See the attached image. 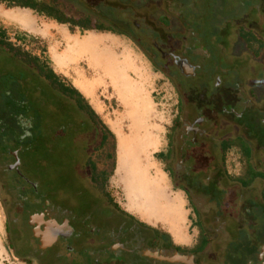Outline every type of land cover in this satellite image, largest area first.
<instances>
[{
  "label": "flooded vegetation",
  "instance_id": "obj_1",
  "mask_svg": "<svg viewBox=\"0 0 264 264\" xmlns=\"http://www.w3.org/2000/svg\"><path fill=\"white\" fill-rule=\"evenodd\" d=\"M127 1L133 15L163 30L164 43H173V39L183 44L187 25L178 16L167 14L166 0ZM118 6L125 7L120 0L95 3L92 22L102 26L103 33L133 40L136 31L142 30L137 24L103 12ZM240 8L237 16L219 18L220 22L229 19L230 26L224 25L220 31L223 37L211 42L216 46L201 47V60L212 50L228 53L230 59L239 54V58L264 44V0H241ZM174 21L179 29L166 31L163 23L169 22L172 28ZM154 48L155 55L150 58L158 60V55L161 63L171 61L180 76L171 78L177 109L158 160L173 189L185 199L191 226L197 230L191 247L177 248L160 230L152 232L120 209L108 188L113 167L109 169V163L114 157L112 135L101 120L78 110L56 115L50 112L45 117L42 109L50 108L46 82L34 74L17 78L14 67L0 53V203L8 250L18 263L108 264L102 260V253L115 256L124 252L149 264H180L141 254L149 251L168 258L174 254L191 256L194 264H264V178H247L253 165L264 163L261 160L258 164L259 154H253L252 146L246 144V111L252 110L250 114L262 122L259 113H264V106H250L238 92L240 87L222 88L217 78L212 80V87L205 88L203 66L198 62L190 65L186 59ZM173 51L181 52L182 48L174 47ZM166 64L159 69L166 72ZM224 65L227 74L235 70L231 67L229 71V65ZM217 66L221 68V64ZM214 88L221 89L215 96ZM260 89L255 94L251 89L252 94L261 98L264 87ZM213 98L216 101L212 102ZM224 103H233L237 109L228 110ZM39 147L50 149V182L39 173L47 159L39 158L37 164L28 165ZM247 216L252 222H247ZM42 222L55 229L48 238L44 237ZM117 236L130 238L133 251ZM116 246L123 249H113ZM226 247L227 253L223 250Z\"/></svg>",
  "mask_w": 264,
  "mask_h": 264
},
{
  "label": "rangeland",
  "instance_id": "obj_2",
  "mask_svg": "<svg viewBox=\"0 0 264 264\" xmlns=\"http://www.w3.org/2000/svg\"><path fill=\"white\" fill-rule=\"evenodd\" d=\"M62 1L71 8H77V4H79L77 0ZM82 1L84 3L88 0ZM92 1L96 3L101 1L102 4H105L106 0ZM166 1L167 14L173 17L178 16L187 25V33L184 36L183 44H176L173 39V43L171 41L170 43H164L163 38L166 36L162 34L163 30L148 22L146 18L143 19L133 15L129 11V7H126L129 6L127 0H120L121 5H125V7L118 6L115 10H103V12L109 16L117 15L130 24H137L142 30L136 31L137 35L133 40L96 31L80 33L78 28H74L70 33V28L67 25H59L44 16L36 15L30 10L8 9L1 4L0 26L7 29V36L10 42L14 44L19 45L15 41L16 34L28 36L29 39L20 44L24 51L40 55L41 49L45 47L52 62L53 71L66 79L83 95L98 118L109 130L112 135L111 148L114 157L113 162L109 163V169L112 165L113 167L108 188L120 209L137 221L143 220L145 222L142 223L147 226H154L153 228L161 232H164V229L167 230L168 227L163 221L168 223L170 227L173 226L175 221L180 225L181 231L186 234L191 217L186 221L188 207L185 199L173 189L172 183L163 170L162 162L158 160V154L164 148L166 133L177 109V92L172 79H179L180 76L171 61H168V64L166 62L161 63L158 55L156 56L158 60L153 61L150 58L151 54L155 55L154 46H157V49H161L164 53H173L178 58L186 59L190 65H196L198 62L203 66L202 83L205 88L212 87V80L217 78L216 80L222 85V88L240 87L242 91L238 92L243 97L242 99L246 100L247 103L249 102L250 106L253 105L259 108L264 106V95L259 98L253 94L258 90L261 91L262 86L264 87V47H261L264 44L257 45V49L250 50V53L248 51L243 52L239 58H237L239 54L237 56L234 54L237 49H234L233 55L235 58L232 57V59L229 58L228 53L223 55L217 50H212V53L206 51L209 53L207 58L201 60L199 55L201 54L199 53L201 47L214 45H211L214 38L219 41L223 37L220 35L223 26H230L229 19L220 22L219 18L231 14L232 16L241 14V0ZM8 10H24V13L28 14L34 23V31H29L6 20L3 13ZM71 13L69 12V15H72ZM213 16L217 17L214 18ZM208 18L211 20L209 21ZM169 24L165 25L166 31L175 32L179 29L176 21H174V27L172 28ZM63 32L75 35L77 38L86 36L88 32H93L90 34L101 40L102 43L96 48L95 54H92V56L68 61L65 65L60 66L53 56L62 55L66 49L67 44L61 34ZM174 47H180L182 51L175 53L173 51ZM195 48L198 49L195 50ZM225 63L229 65L227 68L229 71H231V67L235 70L229 74L225 73L223 69L226 66ZM165 64L167 66L166 72L159 69V66L163 67ZM217 64H221V68ZM251 89L254 90V93ZM214 91L215 96L216 93H220L221 89L214 88ZM227 93L232 92L228 91ZM210 94L213 96L212 93ZM214 99L212 102L216 101ZM223 105L228 110L237 109L233 103H224ZM247 111L246 126L247 131H249L247 136L249 135V137L246 144L248 147L252 146L253 154H259L260 161L258 160V164L261 160V164H263L264 121L259 122L257 115L252 116L250 114L252 110ZM49 113L50 108L42 109V114L45 117ZM259 118L264 119V113H259ZM48 130H50L49 121L44 130L46 136ZM35 153L34 157L31 156L32 159L28 165L37 164L39 158L47 159V167L39 168V173L46 175V179L50 182V149L46 151L39 147L35 150ZM121 157L125 167L119 173L118 163ZM247 178H264V166L257 165L254 167L253 165V170L248 171ZM127 183L133 189V193L132 191L128 192ZM246 220L252 222V218L248 216ZM42 223L46 234L44 237L48 238L55 229L51 224L47 226L45 222ZM5 228L0 203V264H20L13 259L8 250ZM196 233L197 230L192 227L188 235L192 242ZM117 240L129 251H133L131 250L132 243L129 242L130 238L122 239V237L117 236ZM170 240L174 243L171 237ZM109 242L107 241L105 244L108 245ZM192 242L178 244V247L184 250L189 249ZM223 250L227 253L228 247L223 248ZM101 255L103 261L110 262L108 264H149L144 258L124 252H118L115 256L112 252H104ZM109 256L112 257L109 258ZM109 260H113V262L111 263ZM221 264H227V261Z\"/></svg>",
  "mask_w": 264,
  "mask_h": 264
},
{
  "label": "trees",
  "instance_id": "obj_3",
  "mask_svg": "<svg viewBox=\"0 0 264 264\" xmlns=\"http://www.w3.org/2000/svg\"><path fill=\"white\" fill-rule=\"evenodd\" d=\"M77 2L80 5L76 9L64 4L62 0H0V4L8 9L30 10L36 15L44 16L59 25H67L70 28V33L74 28H78L80 33L104 31L102 26L93 23L91 19L93 15L92 8H94L96 2L92 0L84 3L82 0ZM69 12H72V15H69ZM74 16L79 18L75 19ZM163 24L167 26L169 22ZM7 33V29L0 26V53L5 57L3 60L14 67L13 73H18L17 78H23L25 74L27 76H33L34 74L46 82V90L50 94V112L52 114L56 115L66 110H78L85 111L90 116L98 117L83 95L71 83L53 71L52 62L45 47L41 49L40 55L24 51L20 44L29 39L28 36L16 34L15 41L19 43L18 45L10 42ZM7 75H9L8 71ZM126 215L134 219L129 214ZM139 223L152 232L156 231V229L142 222ZM161 235L170 240L168 234L161 232Z\"/></svg>",
  "mask_w": 264,
  "mask_h": 264
},
{
  "label": "bare ground",
  "instance_id": "obj_4",
  "mask_svg": "<svg viewBox=\"0 0 264 264\" xmlns=\"http://www.w3.org/2000/svg\"><path fill=\"white\" fill-rule=\"evenodd\" d=\"M24 12H25L24 10H16V11H14V10H8V11H5L3 13V17H5L6 20L17 24V25L21 26L24 29H27L29 31L30 30L31 31L33 30L34 31V23H33L32 19L29 17L28 14H26ZM61 34H62V37L64 38V40H65V42L67 44L66 45V49L64 50V52L62 53V55H59V56L58 55H54L53 56L54 57V60L56 59L55 61H57L60 66L61 65H65L68 61L77 60V59H84L87 56H92V54H95L94 52L96 51V48L99 47L101 45V43H102L101 40L96 39L90 33H87L86 36H83L81 38H77L75 35H72V34L66 33V32L65 33L63 32ZM95 66H97V65H95ZM57 70H58V68H57ZM124 164L125 163L123 162V159L121 157L119 159V163H118V172L119 173H121V171L124 169V167H125Z\"/></svg>",
  "mask_w": 264,
  "mask_h": 264
},
{
  "label": "crops",
  "instance_id": "obj_5",
  "mask_svg": "<svg viewBox=\"0 0 264 264\" xmlns=\"http://www.w3.org/2000/svg\"><path fill=\"white\" fill-rule=\"evenodd\" d=\"M88 33H93V32H88ZM126 187H127V189H129L128 192L132 191V193H133V189L130 187V185H128V183H127ZM155 192H157V191L155 190ZM189 217H190V215H189V211H188L186 214V221H188ZM140 222H145V221L141 220ZM163 222L165 223V225L167 224L168 227H167V230H165V229L163 230V228H161V229L164 231V233L168 234L169 237H171L174 240V244L176 243V246H179L178 244L182 245L183 243L189 244L192 242V240L188 236L189 231L192 230V226H191L192 221L191 220H190V223L187 227V233L186 234L181 231L180 225L177 222L174 221L173 226L171 225V227L165 221H163ZM150 227L153 228L154 226H150Z\"/></svg>",
  "mask_w": 264,
  "mask_h": 264
},
{
  "label": "water",
  "instance_id": "obj_6",
  "mask_svg": "<svg viewBox=\"0 0 264 264\" xmlns=\"http://www.w3.org/2000/svg\"><path fill=\"white\" fill-rule=\"evenodd\" d=\"M115 248L123 249L122 246L113 247V249H115ZM141 254L148 257V258L155 259L158 261H165L168 263L194 264L193 257H191V256H183V255H179V254H174L172 257L168 258V257L159 256L158 253H151L149 251H145Z\"/></svg>",
  "mask_w": 264,
  "mask_h": 264
}]
</instances>
